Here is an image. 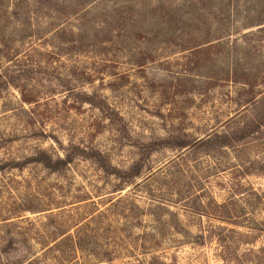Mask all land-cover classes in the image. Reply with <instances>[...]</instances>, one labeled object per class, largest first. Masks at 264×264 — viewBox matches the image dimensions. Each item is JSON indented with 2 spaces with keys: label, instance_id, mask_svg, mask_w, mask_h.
Returning a JSON list of instances; mask_svg holds the SVG:
<instances>
[{
  "label": "rangeland",
  "instance_id": "rangeland-1",
  "mask_svg": "<svg viewBox=\"0 0 264 264\" xmlns=\"http://www.w3.org/2000/svg\"><path fill=\"white\" fill-rule=\"evenodd\" d=\"M0 264H264V0H0Z\"/></svg>",
  "mask_w": 264,
  "mask_h": 264
},
{
  "label": "trees",
  "instance_id": "trees-1",
  "mask_svg": "<svg viewBox=\"0 0 264 264\" xmlns=\"http://www.w3.org/2000/svg\"><path fill=\"white\" fill-rule=\"evenodd\" d=\"M254 127H248L236 134H233L232 136H222L219 137L218 136V143H229L231 141H237L240 139H243L246 135H248L249 133H252L254 131H256L255 129H257L259 127V124H254ZM180 143H185V141H182ZM185 146V145H183ZM81 152L84 153V151L80 150L77 147H74V149L72 150V152L70 154H66V156L64 158H56L55 160H52L50 158V156L46 155L45 153H40L38 155L37 158H35L34 160H40L45 167L49 168L51 171H57L58 169L62 168L63 166L68 165L69 163H71L74 159H75V155L76 153ZM104 167V168H103ZM103 169H105V166H102Z\"/></svg>",
  "mask_w": 264,
  "mask_h": 264
}]
</instances>
